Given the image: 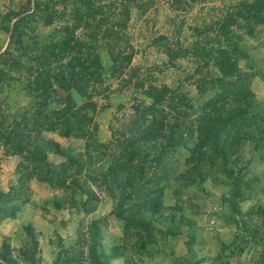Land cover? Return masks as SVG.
Masks as SVG:
<instances>
[{
    "label": "rangeland",
    "instance_id": "rangeland-1",
    "mask_svg": "<svg viewBox=\"0 0 264 264\" xmlns=\"http://www.w3.org/2000/svg\"><path fill=\"white\" fill-rule=\"evenodd\" d=\"M26 1L0 0V129L40 146L46 161L0 140V254L8 247L18 264H40L43 243L38 229L43 242L49 240L56 249L44 252L52 260L65 240V249L81 244L83 264H90L92 250L108 264H264V25L239 20L225 34L207 30L239 8L240 0H77L82 19L74 18L76 0H32L24 26L14 27L18 16L9 20V15L24 9ZM66 23L74 25L77 41L95 47L92 53L104 71L79 79L77 88L51 77L42 93L33 78L38 66L32 60L34 48L47 38L61 37ZM226 41L236 46L231 53L237 70L227 81L207 82L222 74L210 67L211 58L204 59L206 66L197 62L207 49L224 48ZM61 45L50 57L53 69L74 56ZM195 47L199 52L194 56ZM185 50L187 54L180 56ZM247 89L253 106L220 131V142H228L223 166L208 146L199 147L200 133ZM160 93L169 99L159 103L154 95ZM135 104L148 107L149 117H158L157 124L169 111L166 104L178 106L195 129L182 145L163 153L159 167L153 168L158 162L145 167L142 189L148 203L174 210L147 214L145 219L154 226L151 231L116 217L114 200L97 188L100 200L86 213L62 199L68 191L36 179L48 168L67 163L60 152L79 158L87 151L92 161L102 163L114 144L112 125L121 129ZM68 110L76 115L69 119V135L62 134V127L48 128ZM82 113L92 121L77 125ZM91 136L109 148L98 159L89 145ZM149 155L143 157L145 163ZM83 166L82 172L90 165ZM75 170L70 172L83 177ZM55 199L63 200L61 209L54 208ZM36 216L45 223L35 229Z\"/></svg>",
    "mask_w": 264,
    "mask_h": 264
},
{
    "label": "trees",
    "instance_id": "trees-1",
    "mask_svg": "<svg viewBox=\"0 0 264 264\" xmlns=\"http://www.w3.org/2000/svg\"><path fill=\"white\" fill-rule=\"evenodd\" d=\"M26 2L27 6L24 9L9 15V20L14 16H18L14 21V27H18L19 25L21 27L24 26L23 20L28 14L26 12L29 11L32 0H27ZM75 2L76 3L73 2L76 8L74 18L82 19V12L80 13L81 5H79L77 0ZM239 20L246 22L252 21L264 25V0H240L239 8H236L233 12L228 13L225 17L218 19L213 25H209L206 28L208 31L214 30L217 32L216 34H225L230 26ZM98 24H100V22ZM73 28L74 25L66 23L61 37L47 38L45 41H42L38 47L36 46L34 48L36 52L32 60L35 61L38 66L35 67L34 73L36 75H34L33 78L34 83L42 93L47 92L48 85L46 86L45 82L47 81L50 83L51 77L62 81V85L77 88L76 84L79 79L96 75L100 76L102 71H104L99 57L97 54L92 53L95 47L86 46L87 43L84 44L77 41L72 35ZM107 32H109V30H107ZM221 44L223 43H220L219 46ZM58 45L70 48L69 53L70 51H74V56H71L65 64L59 63V65L55 66V69H53L50 64V57H55L57 55ZM235 47L236 46L232 42H229L224 48H209L205 51L203 60H198L199 62H197V64H204V59L206 57L211 58L212 64L210 67L219 69L222 74L211 80L209 79L207 82L216 83L218 81L224 82L229 80L227 76L233 75L234 71L237 70L236 60L233 59L231 53L236 51ZM83 48H86V51H84ZM181 52L180 56L187 54V50ZM198 52V47L191 50V54L194 56L198 54ZM55 60L57 59L55 58ZM205 64L208 65L209 62L206 60ZM239 78L240 76L236 79ZM239 81L241 82L243 80L241 79ZM232 85L234 89H238V86L235 84H231V86ZM244 86L245 88L243 89H246V85ZM228 91L231 92V89ZM163 95L164 93H160L154 96L157 97L159 103H161V101L166 102V100L169 99L163 98ZM67 98L70 100V96ZM253 104L254 102L250 98V91L247 89L246 94L241 93L240 96L237 97V101H234L232 105L226 109L225 113H219L212 118L210 128L200 133L199 147L202 146L201 148H203L204 146H208V148L216 154L215 157H219L223 166H225L227 164V149L225 144L228 142L226 140L220 142V131L228 122L235 118L240 119L247 114L249 112V106H253ZM166 106L169 107V111L162 115L161 124H157L158 117H149L148 114L152 113L149 112L148 107L144 106L143 108L140 104L132 105V111L123 119L121 129L113 128L112 125L114 134L112 142H114V144H112L113 147L111 151H108L107 154L105 153L106 156L102 163L99 164L92 161L91 159H93L94 156L90 155L87 151L81 153L79 158L74 155L60 152V154L66 158L67 163L59 168L54 166L48 168L43 176L37 175L36 179L49 182L58 189H63L64 193L68 191L67 194L69 195L64 194L62 199L66 200V202L69 201L73 208L82 210L86 213L96 209V202H98L101 197L100 192H104L114 200L112 213L116 217L123 220L127 225L137 229L146 231L153 230L154 226L145 219L147 214L157 212L164 215L166 212L173 213L174 210L171 207L162 208L155 202L152 204L148 203L150 199L146 197L147 193L144 194L142 189V176L146 174L145 167H148L151 163L155 164L157 162L158 166H154L153 168L159 167L162 163L161 158L163 153L172 151L175 147L182 145L184 143L183 138L185 136H190L195 130L193 120H190L189 117L186 120L185 117H187V115H185V113L182 114L178 106L168 104H166ZM64 115L65 117L62 120L56 121L48 128L52 130L62 127L64 129L62 134L69 135L70 131L67 127L69 119L76 115L70 112V110L64 111ZM81 117L82 119H80L77 125L80 123L86 124L88 120L92 121V118L90 116L88 117L86 113H82ZM197 124H199L198 121ZM0 140L3 145L15 148L19 153L23 152L33 157L35 160L46 161V155L41 151L40 146L33 145L30 140H28L27 144L23 140L18 141L15 133L10 132L7 134L0 129ZM91 141L89 145L95 147V150L98 152V159L99 154L102 153L103 150L105 152V148L108 147L97 141L94 136H91ZM55 146L59 147L58 144H55ZM148 155V161L145 163L143 157H147ZM82 161L84 164L89 163L90 165L83 172L82 169L84 168V164H82ZM91 166L95 167L92 171L89 169ZM73 167H76L75 174H83V177H75L74 174L70 172L73 170ZM226 171L231 174L233 173L232 169L229 167ZM234 185L235 188L238 189L237 184L234 183ZM96 188L99 189L100 192H97ZM236 194H240L239 190H237ZM77 195L80 197L79 200L76 197ZM53 201V206L56 209H61L64 206V202H61L63 200L60 201L55 199ZM148 204L152 207L151 209H149L150 207L145 211L141 209L142 206ZM134 206L135 209L132 211ZM236 212H240L238 207L236 208ZM26 230L30 235L32 234L30 227ZM80 247L81 244H78L77 247L73 249H65L61 242L58 247L59 252L52 261V264H83V256L85 257V255L80 250ZM89 261L90 264H108L107 261L100 259L96 250H92ZM3 262L7 264H18L11 257L8 247L5 253L3 252L0 254V264H4Z\"/></svg>",
    "mask_w": 264,
    "mask_h": 264
},
{
    "label": "crops",
    "instance_id": "crops-1",
    "mask_svg": "<svg viewBox=\"0 0 264 264\" xmlns=\"http://www.w3.org/2000/svg\"><path fill=\"white\" fill-rule=\"evenodd\" d=\"M43 223H45V220L43 219V218H41V217H34L33 219H32V226L36 229V227H38L39 225H41V224H43ZM68 226H71V225H68ZM72 228H73V231H75V226H72ZM36 231H38V232H41L42 233V231H39L38 229L36 230ZM40 233V238H39V241L40 242H42L43 244H42V247H41V251H40V255H41V260H40V264H52V257L51 258H48L46 255H45V253L44 252H51L52 251V253H53V251H56V249L54 248V246L52 245V243L51 242H49V240H44V242H43V235ZM52 233H50L49 234V236L51 235ZM64 242H65V240H63ZM64 242H63V244H64ZM54 254H56V253H54Z\"/></svg>",
    "mask_w": 264,
    "mask_h": 264
}]
</instances>
